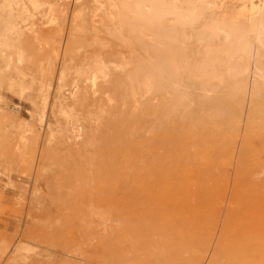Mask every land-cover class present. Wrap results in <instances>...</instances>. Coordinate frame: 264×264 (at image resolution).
I'll return each mask as SVG.
<instances>
[{"label": "rangeland", "instance_id": "rangeland-1", "mask_svg": "<svg viewBox=\"0 0 264 264\" xmlns=\"http://www.w3.org/2000/svg\"><path fill=\"white\" fill-rule=\"evenodd\" d=\"M162 1L0 0V264H264V0Z\"/></svg>", "mask_w": 264, "mask_h": 264}, {"label": "bare ground", "instance_id": "bare-ground-1", "mask_svg": "<svg viewBox=\"0 0 264 264\" xmlns=\"http://www.w3.org/2000/svg\"><path fill=\"white\" fill-rule=\"evenodd\" d=\"M131 3H133L134 9L136 11L140 10L141 14L147 18V15L149 13V6L151 5L155 12L158 14V17H163L165 14L170 12V9L166 8L164 6V3L162 0H130ZM48 2V1H47ZM202 2V8L192 9L190 13L184 14L181 13L180 16H183L185 20H193L197 21L200 20L201 17L204 15V11L206 10V7L208 5V2L206 0H201ZM24 3V2H22ZM58 3V2H57ZM50 4V3H49ZM99 4V3H98ZM110 4V3H109ZM252 5V4H251ZM10 6V5H9ZM213 6V5H212ZM241 7V6H240ZM253 7V6H252ZM52 8V7H51ZM56 8V7H55ZM214 8V7H213ZM255 10V9H254ZM259 10V9H258ZM100 11V10H99ZM145 12V14L143 13ZM259 12V11H258ZM262 13L260 15H257L252 11L251 14L246 15L242 12H236L233 15V20L235 25L237 26H243V28L246 30V36L247 32L250 29H254L257 27V22L260 21V23L264 20V10L261 11ZM27 13V12H26ZM30 14V13H29ZM111 17V16H110ZM218 17V16H217ZM94 19V18H93ZM95 20V19H94ZM115 20V19H114ZM34 21V20H32ZM57 21V20H56ZM169 22V21H168ZM220 22V21H219ZM4 23V22H3ZM171 24V22H170ZM218 24H221L218 23ZM216 24V26L218 25ZM32 25V24H31ZM215 25V24H214ZM34 27V26H33ZM142 22L140 20H137L136 23H133L132 30L135 32H141ZM35 28V27H34ZM153 31L155 35V39L153 40L152 44H150L152 51L156 53L159 63L161 66H164L168 69L175 70L178 68V64H180L184 58V53L182 49L177 44L176 41V35L174 28L171 25H163L162 23L156 24L153 26ZM257 29V28H256ZM98 31V30H97ZM209 31V30H208ZM212 31V30H210ZM207 32V30H206ZM214 33V32H213ZM257 33V32H256ZM24 34V33H23ZM206 34V33H205ZM204 34V35H205ZM209 34V33H208ZM212 34V33H211ZM99 35V34H98ZM249 35V34H248ZM259 35V33H258ZM101 36V35H100ZM232 38L230 40L229 47L235 52V51H241V52H249V44L247 41V38ZM123 37V36H122ZM210 37V36H209ZM207 38V37H206ZM216 39V38H215ZM218 39V38H217ZM209 40V39H207ZM258 40V39H257ZM259 40L262 42V39L259 36ZM258 40V41H259ZM202 44V52L200 54L201 63L208 58L212 53V41L210 43H205V40L203 39ZM109 43V42H108ZM111 44V43H110ZM122 44V43H121ZM216 44V43H215ZM262 44V43H261ZM214 45V44H213ZM218 45V44H217ZM264 45V44H263ZM216 46V45H215ZM52 47V46H51ZM201 49V48H200ZM124 55V54H123ZM102 57V56H101ZM29 58V57H28ZM74 58V57H73ZM243 58V57H242ZM74 61V60H73ZM74 65V64H73ZM67 66V65H66ZM21 68V67H20ZM97 69V68H96ZM128 70V69H127ZM100 73V72H99ZM21 74V73H20ZM23 74V73H22ZM261 76V75H260ZM121 77V76H120ZM94 79V78H93ZM145 80L148 85V87L153 86L156 84V80L154 77V73L152 71H148L145 73ZM149 91V90H148ZM97 94V93H96ZM82 96V95H81ZM84 96V95H83ZM73 97V96H72ZM85 97V96H84ZM141 97V96H140ZM134 99V98H133ZM105 100V99H104ZM113 103V101H112ZM85 117V116H84ZM90 121V120H89ZM93 148V147H92ZM81 156V155H80ZM96 241V240H95ZM154 249V248H153Z\"/></svg>", "mask_w": 264, "mask_h": 264}]
</instances>
